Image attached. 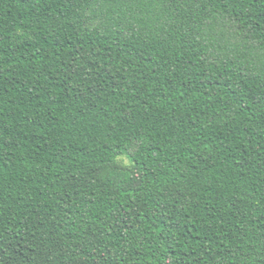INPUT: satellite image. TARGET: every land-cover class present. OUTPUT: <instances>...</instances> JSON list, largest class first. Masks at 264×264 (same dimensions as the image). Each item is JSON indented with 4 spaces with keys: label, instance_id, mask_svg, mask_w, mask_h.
Here are the masks:
<instances>
[{
    "label": "trees",
    "instance_id": "1",
    "mask_svg": "<svg viewBox=\"0 0 264 264\" xmlns=\"http://www.w3.org/2000/svg\"><path fill=\"white\" fill-rule=\"evenodd\" d=\"M0 264H264V0H0Z\"/></svg>",
    "mask_w": 264,
    "mask_h": 264
}]
</instances>
